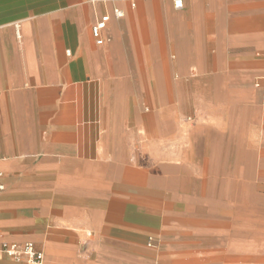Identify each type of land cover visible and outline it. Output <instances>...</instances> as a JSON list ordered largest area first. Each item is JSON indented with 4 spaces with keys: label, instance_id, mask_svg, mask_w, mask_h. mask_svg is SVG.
<instances>
[{
    "label": "crops",
    "instance_id": "0c3cea01",
    "mask_svg": "<svg viewBox=\"0 0 264 264\" xmlns=\"http://www.w3.org/2000/svg\"><path fill=\"white\" fill-rule=\"evenodd\" d=\"M0 184L42 264H264V0H0Z\"/></svg>",
    "mask_w": 264,
    "mask_h": 264
},
{
    "label": "built area",
    "instance_id": "2783aa9c",
    "mask_svg": "<svg viewBox=\"0 0 264 264\" xmlns=\"http://www.w3.org/2000/svg\"><path fill=\"white\" fill-rule=\"evenodd\" d=\"M92 3L98 2L100 0H90ZM174 6L176 8H180L182 6V0H174ZM114 16L117 18H120V16L123 15L122 10H119L115 8L114 10ZM110 16L109 14H103L92 26H91V32L93 37L96 40L97 44L102 43L101 38V31L102 28L105 27L106 23L108 22ZM3 186L0 184V189ZM148 245L153 246L151 238H148ZM0 252H4L6 255H8L11 258H14L15 260L23 259L25 262L30 264H42L43 262V252L36 248L35 244H33L31 241H24L19 244L15 242H1L0 244Z\"/></svg>",
    "mask_w": 264,
    "mask_h": 264
}]
</instances>
